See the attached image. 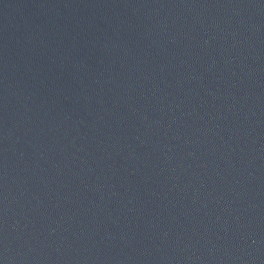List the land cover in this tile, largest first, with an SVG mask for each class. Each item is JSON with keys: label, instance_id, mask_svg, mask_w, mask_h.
Returning a JSON list of instances; mask_svg holds the SVG:
<instances>
[{"label": "water", "instance_id": "95a60500", "mask_svg": "<svg viewBox=\"0 0 264 264\" xmlns=\"http://www.w3.org/2000/svg\"><path fill=\"white\" fill-rule=\"evenodd\" d=\"M0 264H264V0H0Z\"/></svg>", "mask_w": 264, "mask_h": 264}]
</instances>
